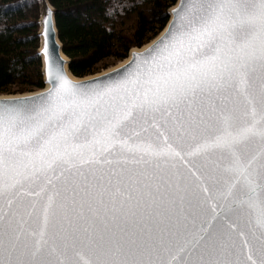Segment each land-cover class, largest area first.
<instances>
[{"label":"snow or ice","instance_id":"obj_1","mask_svg":"<svg viewBox=\"0 0 264 264\" xmlns=\"http://www.w3.org/2000/svg\"><path fill=\"white\" fill-rule=\"evenodd\" d=\"M174 11L126 77L50 50L51 90L0 104V264H264V0Z\"/></svg>","mask_w":264,"mask_h":264},{"label":"trees","instance_id":"obj_2","mask_svg":"<svg viewBox=\"0 0 264 264\" xmlns=\"http://www.w3.org/2000/svg\"><path fill=\"white\" fill-rule=\"evenodd\" d=\"M68 71L94 76L154 39L176 0H46ZM39 0H0V96L43 88L37 56Z\"/></svg>","mask_w":264,"mask_h":264},{"label":"water","instance_id":"obj_3","mask_svg":"<svg viewBox=\"0 0 264 264\" xmlns=\"http://www.w3.org/2000/svg\"><path fill=\"white\" fill-rule=\"evenodd\" d=\"M40 1V12H39V20H38V47H37V56L39 59L40 64V74L42 78V84L43 88L39 91L33 92V93H27L23 95H16V96H0V104H24L27 102H30L32 99L37 98L41 95L47 94L51 90V83L49 81V61H48V55L47 52L50 50H55V56L58 58L59 63L62 65V73L64 78H66L71 84L77 85V86H84L87 88L88 86H94V87H102L106 84H111L115 79H122L128 75V72L125 71L130 65L135 68L137 65L141 64L143 61L142 58L146 56L151 49L156 47L160 41L166 36L168 33L170 25L173 23V20L175 19V11L178 10L179 7L184 3V0H176L173 9L168 11V22L165 25V27L162 29V31L154 38L152 39L148 44H150L148 47H146L144 50L141 51H131L128 53L126 59L128 61L124 63L123 60L119 63H124L123 65L118 66L119 63H117L114 67H117L107 73L101 74L99 73V76H90L88 79H76L72 77L68 71V60L64 57V55L61 52V45L57 39V33L54 26V14L52 8L47 4L46 0H39ZM50 14V15H49ZM48 21V27L50 28L49 32H46V25L45 20ZM161 34V35H160ZM146 44V45H148ZM145 45V46H146ZM143 46V47H145ZM141 47L140 49H142ZM140 49H134V50H140ZM111 67V68H114ZM111 68L107 69L110 70ZM105 70V71H107ZM54 71V69H53ZM101 74V75H100ZM87 78V77H86ZM38 92V93H37ZM153 133L157 132V129L151 130ZM165 137H161L163 140ZM178 166L183 169L188 175H192V173L195 171V169H192L189 160L193 159L192 157L188 156L184 159H181L179 156L176 158ZM192 179L195 180V176H192ZM28 200H34L36 199L35 196L29 195L26 197ZM209 214L211 213V205H209ZM237 243L241 245V253L239 258L244 259L247 254V249L243 248V241L241 238L237 237ZM250 264V262H249Z\"/></svg>","mask_w":264,"mask_h":264},{"label":"bare ground","instance_id":"obj_4","mask_svg":"<svg viewBox=\"0 0 264 264\" xmlns=\"http://www.w3.org/2000/svg\"><path fill=\"white\" fill-rule=\"evenodd\" d=\"M171 9H173V7H172ZM171 9H170V10H171ZM160 35H161V34H160ZM150 44H151V43H150ZM150 44L146 45L145 47H143V48L140 49V50H134V49H133V50H131V51H141V50H144V49H145L146 47H148ZM131 51H130V52H131ZM127 61H128V59H126V60L124 61V63H126ZM124 63H119L117 67L123 65ZM117 67L111 68L110 70H107V71H103L101 74L107 73V72H109V71H111V70H113V69H115V68H117ZM101 74H100V75H101ZM94 76H99V74L94 75ZM88 78H90V77H87V78H84V79L86 80V79H88ZM39 92H41V91H39ZM37 93H38V92H37ZM23 96H26V95H23Z\"/></svg>","mask_w":264,"mask_h":264},{"label":"rangeland","instance_id":"obj_5","mask_svg":"<svg viewBox=\"0 0 264 264\" xmlns=\"http://www.w3.org/2000/svg\"><path fill=\"white\" fill-rule=\"evenodd\" d=\"M116 64H117V63H116ZM116 64H115V65H116ZM115 65H114V66H115ZM114 66H112V67H114ZM109 68H111V67H109ZM109 68H108V69H109ZM100 73H101V72H100ZM26 94H27V93H26ZM22 95H23V94H22ZM8 96H9V95H8ZM10 96H11V95H10ZM13 96H16V95H13Z\"/></svg>","mask_w":264,"mask_h":264}]
</instances>
